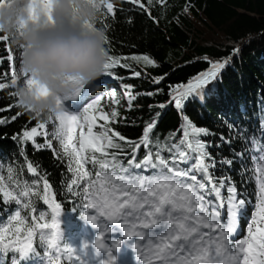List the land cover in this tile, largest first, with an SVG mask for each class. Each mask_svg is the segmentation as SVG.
I'll return each instance as SVG.
<instances>
[{
	"label": "snow or ice",
	"instance_id": "1",
	"mask_svg": "<svg viewBox=\"0 0 264 264\" xmlns=\"http://www.w3.org/2000/svg\"><path fill=\"white\" fill-rule=\"evenodd\" d=\"M128 2L151 14L147 5L152 0H147V5L143 0ZM159 2L163 4L166 0ZM33 4V19L38 18L41 9L51 19L52 0H33ZM101 9L105 19L116 14L113 0H101ZM100 24L105 29L109 26L105 20H101ZM4 43L9 45L7 53L14 65L8 82L2 79L5 74L0 73V91L9 87L13 89L10 96L14 100L7 105V109H18L11 117L16 119L18 115L28 112L20 107L15 89L21 84L32 87L35 81L27 73L19 71L20 58L16 60L11 42L0 33V44ZM107 44L109 61L105 65L104 75L111 76L110 70L114 67L128 66L122 63L128 58L111 54L109 40ZM18 49L21 57L23 50ZM131 59L146 66H157L156 61L148 55ZM226 64L227 61L210 62L209 70L185 85H176L171 89L170 102L177 109H182L190 96L205 94L206 87L217 79ZM134 75L138 77L141 73L136 71ZM163 79L155 78L153 82L159 84ZM124 87L130 89L131 85ZM102 99V96L95 98L79 113L70 112L65 103L63 111L48 119L49 122H57L53 128L33 116L38 121L37 125L25 130L22 138L34 144L39 135L51 136L56 141L58 151L53 148L51 140L46 141V146L53 148L57 159H63L67 171L72 174L69 190L83 182L84 188H78L85 201L83 206L95 209V214L85 213L81 219L92 228L103 230L97 233L91 245L85 243L80 249H60L58 241L62 238V232L58 217L61 205L55 202L46 177H41L38 168L27 162V171L38 179L22 182L17 176L15 185H39L42 181V199L51 208V222H47L43 214H37L34 207L21 199L28 197L30 190L34 192L35 189L24 188L16 194L11 190L15 185L5 183L6 177L11 175L10 170L0 174V204L6 205L11 200L18 205L9 214L7 223L0 222V264H17L29 252L35 253L34 242L38 231L42 246L56 248L57 253H74V264H86L89 247L97 257L101 256L103 250V259L99 264H116L113 249L118 251L122 244L132 248L137 264H264V141L250 142L260 155L256 157L258 164L254 167V171L259 173L258 202L252 206L249 214L248 202L237 197L235 186L229 184L226 187L223 178L212 175L211 169L216 164L207 150L208 141L203 139L210 134L207 129L196 126L184 116L178 138L171 137L175 143H161L154 135L157 121L152 120L145 124L141 137L131 141L110 127L117 122L119 113L115 110L110 113L104 111ZM127 99L131 106L135 97L129 93ZM160 107L164 108L165 105L161 104ZM3 110L5 106L0 105V111ZM3 122L0 119V123ZM45 129L47 131L44 133L40 131ZM142 147L146 149L145 154L138 158ZM88 165L92 166L91 169ZM223 192L228 195L223 196ZM24 209H30L29 216L22 217ZM246 214L248 219L244 220ZM98 216L111 224H99ZM45 229L51 230L50 235L44 232ZM105 232L115 233L107 246L102 241ZM9 251L20 255H12L5 260ZM48 264H54L51 253L48 254Z\"/></svg>",
	"mask_w": 264,
	"mask_h": 264
},
{
	"label": "trees",
	"instance_id": "2",
	"mask_svg": "<svg viewBox=\"0 0 264 264\" xmlns=\"http://www.w3.org/2000/svg\"><path fill=\"white\" fill-rule=\"evenodd\" d=\"M113 2L115 16L105 19L101 14L97 26L102 28L101 20L109 25L103 29L110 42V52L117 57H127L122 63L128 66L111 69V76L104 75L100 79L105 81L100 85V95L99 91L94 95L103 97L101 107L104 111L119 113L117 122L110 127L128 140L136 141L145 124L156 120L154 135L161 143L171 144L175 143L171 137L177 136L183 117L187 116L196 126L210 133L203 139L208 141L207 150L216 164L211 169L212 175L223 178L226 187L229 184L235 186L237 197L248 202L250 214L252 206L258 202L259 173L254 167L258 164L256 157L260 155L250 142L264 141V0H166L163 4L152 0L150 5L143 0L150 15L128 0ZM8 47L7 43L0 44V73L5 74L2 77L5 82L9 81L12 69ZM143 55L154 59L157 66H146L131 59ZM217 61H227L226 67L206 87L205 94L190 96L183 108L177 109L169 99L171 89L194 80L209 70L210 62ZM136 71L141 75L135 76ZM159 77L164 79L159 84L154 83ZM125 85H131V88H125ZM117 87L122 90L123 105L113 106L104 98L113 94ZM11 91V87L0 91V105L5 106V110L0 111V119L4 121L0 123V174L10 170L6 184L15 185L17 176L22 182H33L38 177L27 171L26 164L31 162L36 166L40 176L46 177L51 184V193L63 211L62 238L58 247L74 248L77 233L69 228V224L83 228L81 216L89 209L83 206L85 201L78 188L83 189L85 185L82 182L69 190L73 176L67 171L64 160L57 159L56 152L46 146V141L51 140L49 136H37L35 144L22 138L23 132L36 126L38 121L29 113L11 118L18 112L16 107L7 109L14 100ZM129 93L135 97L131 106L127 99ZM161 104L165 107L161 108ZM39 120L49 124L48 120ZM145 151L142 147L138 158ZM88 167L91 169L92 166ZM24 188L35 191L30 190V195L21 199L50 223L52 212L42 199V181L39 185L21 183L11 190L19 194ZM222 195L228 194L223 192ZM17 207L11 200L6 205L0 204V222L7 223L9 214ZM21 215L29 216L30 209L22 210ZM247 219L248 214L244 216V220ZM44 232L50 235L51 230ZM34 246L35 253L31 252L17 264H34L35 260L44 264L49 253L54 257V264H74L72 258L67 257V251L57 253L56 248L42 246L39 231ZM12 255L20 254L9 251L4 259Z\"/></svg>",
	"mask_w": 264,
	"mask_h": 264
},
{
	"label": "clouds",
	"instance_id": "3",
	"mask_svg": "<svg viewBox=\"0 0 264 264\" xmlns=\"http://www.w3.org/2000/svg\"><path fill=\"white\" fill-rule=\"evenodd\" d=\"M33 0H0V33L21 48L19 71L35 81L15 89L20 107L48 120L100 80L109 61L108 36L97 26L101 0H52L51 19Z\"/></svg>",
	"mask_w": 264,
	"mask_h": 264
},
{
	"label": "rangeland",
	"instance_id": "4",
	"mask_svg": "<svg viewBox=\"0 0 264 264\" xmlns=\"http://www.w3.org/2000/svg\"><path fill=\"white\" fill-rule=\"evenodd\" d=\"M11 49L13 50V55L14 57L16 58V60L18 61L19 58H20V52L18 50V47H15L13 46L12 44L10 45ZM10 63H11V67H13L14 65V61L13 60H10ZM19 67V65H18ZM105 82L104 80H100L99 82L97 83H92L88 86H86L83 91L81 92L79 98L75 101H68L67 102V106L70 107V108H73L74 109V112L73 113H79L81 112L93 99L92 96L96 95L97 92L99 91L100 89V85L101 83ZM100 91L98 92V94L100 95ZM123 93H122V90L120 89V87H117L115 88L113 94H111L110 96L104 98L105 102L106 103H109V104H112L113 106H116L118 104L120 105H123ZM118 101V103H116ZM57 122L55 120L49 122L48 124V127L49 128H53V126L56 124ZM45 131H47V129H45ZM77 135H78V132H77ZM49 138L51 139L52 143H53V148H55L57 151L59 150L58 149V145L56 143L55 140L52 139L51 136H49ZM52 148V149H53ZM51 209V208H50ZM95 213V209H89V215ZM60 222V226L62 225V222L60 220H58ZM99 224L101 225H104V224H109L108 221H106L105 218H101L98 216V221H97ZM69 228L70 229H74L75 232L77 233V238H76V243H74V248H77V249H80L82 248V246L87 243L89 245H91L96 236H97V233L101 230H103L102 228H97V229H94L91 227V225L87 224L84 222V227L83 228H79L77 225H75L74 223H71L69 224ZM111 234L109 232H105V235L107 236V234ZM104 235V236H105ZM103 239V238H102ZM60 241V240H59ZM31 254V252H29L26 256L22 257L21 261L26 258V257H29ZM72 253H66L67 257H70L72 258V261L74 263L76 257H75V254L73 253V255H71ZM97 256L95 255V253L92 251V248L89 247L88 249V255L85 257V261H86V264H99L96 263V262H92ZM40 262V260H38ZM38 261L35 260L33 263L34 264H38ZM48 261L46 260V263L44 262V264H47ZM26 264H31V263H26Z\"/></svg>",
	"mask_w": 264,
	"mask_h": 264
},
{
	"label": "bare ground",
	"instance_id": "5",
	"mask_svg": "<svg viewBox=\"0 0 264 264\" xmlns=\"http://www.w3.org/2000/svg\"><path fill=\"white\" fill-rule=\"evenodd\" d=\"M93 97V96H92ZM95 97H97V96H95ZM110 224H111V222H110ZM113 227H115V225H112ZM92 251L94 252V250L92 249ZM95 253V252H94ZM101 259H103V256L101 255L100 257H96L92 262H96V263H98V262H100V260Z\"/></svg>",
	"mask_w": 264,
	"mask_h": 264
}]
</instances>
